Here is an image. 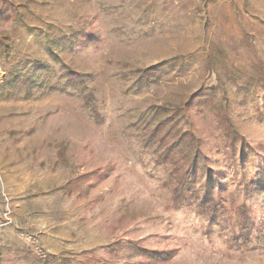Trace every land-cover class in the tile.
Segmentation results:
<instances>
[{"label":"rangeland","instance_id":"374dc122","mask_svg":"<svg viewBox=\"0 0 264 264\" xmlns=\"http://www.w3.org/2000/svg\"><path fill=\"white\" fill-rule=\"evenodd\" d=\"M10 1L14 16L0 22V86L37 61L57 71L43 77L54 83L67 64L89 75L81 94L95 95L102 121L78 91L40 87L26 98L0 88V255L8 258L9 245L58 258L97 253L110 264H264V194L248 188L264 185V0ZM84 32L98 38L63 42ZM175 58L183 69L130 91L134 69ZM203 88H216L213 103L188 105L180 125L214 180L201 189V178L202 191L187 200L181 193L191 190L179 192L142 131L165 113L158 107ZM223 112L241 139L233 157ZM98 169L108 176L97 184L70 186Z\"/></svg>","mask_w":264,"mask_h":264},{"label":"trees","instance_id":"16d2710c","mask_svg":"<svg viewBox=\"0 0 264 264\" xmlns=\"http://www.w3.org/2000/svg\"><path fill=\"white\" fill-rule=\"evenodd\" d=\"M12 2L10 0H3L0 5V22L9 21L13 16ZM98 37L93 32L82 33L81 36L72 34L68 38H63V42L68 45H73L74 43L82 44L83 41L95 40ZM35 67L32 69H26L25 72L17 71L12 72L0 88L6 95H13L18 92L23 91V97H29L33 94L35 89L44 87L45 92H65L72 93L78 91L83 99V108L88 111V114L96 122H101L102 117L100 115L99 106L96 103L95 95L92 92L82 91L86 88V83L89 75L80 73V71L67 65H60V74L58 79L54 83H50V78H43L44 75L54 76L57 71L52 70L50 66H47L39 61L35 62ZM184 68L182 58H175L172 62H161L147 67H137L133 70L134 80L133 87L130 90L132 93H139L145 87L153 83H160L164 73L172 68ZM129 87V88H130ZM43 90V91H44ZM129 91V90H128ZM213 88H208L207 90L200 89L191 95H189L186 101L180 102L178 105H174L170 110L166 105L158 107L155 110L157 114L162 113L160 117L156 116L157 120L155 124L145 122L143 124L142 136L144 138V143L152 145L158 151V162L167 164L171 168L172 173L176 175L174 177V183L179 187V192L186 190H191L190 195L181 193L183 196L188 197L187 200L192 197L198 196L197 191L200 194V190L197 187V183L200 182L201 178H204L201 182V189L208 187L210 183L214 180L213 171L206 168L205 155L199 151L198 140L195 138L193 132L188 129H183L180 125L182 117L185 116L184 112L188 105H198L201 102L203 104H212L213 101L210 97H214L216 94ZM209 95V96H208ZM264 114L262 113V118ZM154 118V119H155ZM220 120L222 127H224L228 136L225 141L228 144L226 149L229 151V156L233 157L234 148L237 140L239 139L236 132L232 129V124L230 118H227L225 112L220 115ZM237 138V139H236ZM58 147V155L62 162H65V152L66 147L60 144ZM245 153L242 149L239 154V160L245 159ZM234 159V158H233ZM57 163V161L55 162ZM237 167V165H236ZM239 168V167H238ZM108 172H102L101 169L94 170L88 173H82L76 177L71 185L79 186L83 181L88 182L90 185H95L97 182L106 178ZM244 184L246 182L243 181ZM264 185L258 180L249 181V189L256 190L258 194H264L262 188ZM182 187V188H181ZM184 187V188H183ZM210 187V186H209ZM73 188V187H72ZM210 192V191H209ZM206 197H211L210 195H205ZM263 196V195H260ZM120 247L124 248L131 245V242L126 240L124 242L122 239L119 241ZM118 243V245H119ZM3 248L10 251L8 258L6 256L0 255V263L6 262L8 264H110L111 260H103L101 256L97 253H89L78 258L73 255H61V257H54L49 255H43L36 253L30 247H16L13 249L9 245L3 246ZM77 260V262H75Z\"/></svg>","mask_w":264,"mask_h":264}]
</instances>
